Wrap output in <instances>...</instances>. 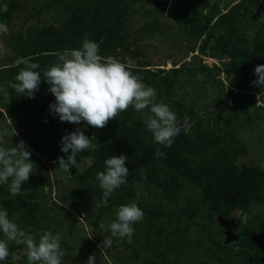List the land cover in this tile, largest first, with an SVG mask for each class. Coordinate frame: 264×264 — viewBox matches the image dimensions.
Wrapping results in <instances>:
<instances>
[{
    "label": "rangeland",
    "instance_id": "rangeland-1",
    "mask_svg": "<svg viewBox=\"0 0 264 264\" xmlns=\"http://www.w3.org/2000/svg\"><path fill=\"white\" fill-rule=\"evenodd\" d=\"M152 1L0 0L7 5L0 21L9 26L0 35V130L14 128L17 135L10 132L4 146L23 139L34 162L21 195L0 185V207L37 240L42 230L59 233L66 252L62 264H86L90 255L96 264H260L257 246L242 238L226 243L224 230L205 218L190 161L217 189L213 207L224 221L256 234L264 229V88L253 86V69L231 68L228 56L231 49L258 47L264 57V0H161L168 8L180 3L192 22ZM33 32L44 35L41 42L71 40L70 49L80 48L87 37L99 44L102 57L135 61L133 73L157 89L156 100L181 121L172 146L156 143L131 106L103 128L61 123L50 114L55 97L44 81L34 98L22 95L13 111L8 77L35 53L28 43ZM77 127L97 146L76 154L72 175L59 164L71 154L61 151L60 141ZM158 149L164 155L157 156ZM121 154L127 156L128 183L105 207L97 173L108 157ZM233 191L241 197L236 208ZM132 202L144 217L134 224L131 243L99 227ZM189 206L199 210L194 219L178 213ZM110 237L111 247L103 248ZM9 250L4 264H28L25 244L9 242Z\"/></svg>",
    "mask_w": 264,
    "mask_h": 264
},
{
    "label": "clouds",
    "instance_id": "clouds-1",
    "mask_svg": "<svg viewBox=\"0 0 264 264\" xmlns=\"http://www.w3.org/2000/svg\"><path fill=\"white\" fill-rule=\"evenodd\" d=\"M7 5L0 6V12H6ZM9 26L0 21V35L7 34ZM24 64L15 76L11 87L23 96L34 98L42 81L48 85V91L55 97L49 104L50 114L61 123L90 125L103 128L110 119L116 118L130 106L138 113L146 129L152 133L156 143L171 147L175 137L181 131V121L167 103L158 102L157 89L143 82V77L131 70L135 61L127 63L112 57L100 55L99 44L87 37L78 49H66L58 54V61L43 71L41 78L40 64L22 59ZM256 79L253 86L264 88V65L254 69ZM147 109V112L144 110ZM17 135L14 128L0 130V185H9L13 196L21 195L22 185L33 172L34 162L29 146L21 139L15 145L6 147L3 140L6 136ZM61 151L69 153L67 161L63 157L59 164L69 170L75 164V156L86 149L95 150L96 144L85 134L83 127L68 132L61 137ZM157 156L164 155L159 149ZM126 155L110 156L104 164L105 170L97 173L99 186L103 190L102 203L105 207L113 193L127 184L129 170L126 167ZM144 217L143 210L135 203L122 204L116 209V219L101 229L111 232V237L127 238L129 243L135 233L134 224ZM0 264L9 257V242L25 244L28 264H62L66 252L61 246L59 233L42 230L39 239L25 231L9 217L8 210L0 207ZM104 238L103 248L111 247L112 238ZM95 255H90L86 264H96Z\"/></svg>",
    "mask_w": 264,
    "mask_h": 264
},
{
    "label": "trees",
    "instance_id": "trees-1",
    "mask_svg": "<svg viewBox=\"0 0 264 264\" xmlns=\"http://www.w3.org/2000/svg\"><path fill=\"white\" fill-rule=\"evenodd\" d=\"M133 1L137 3H144L146 0ZM168 12L178 19L191 22L193 21L188 10L182 7L180 3L170 5V7L168 8ZM203 22H206L205 18ZM43 36L44 35H42V33L33 32V34L29 36L28 40L30 48L35 51L33 55H29L30 57H32L29 60L40 64L41 67L40 69H37V71H40L41 73L45 68H49L50 66H53L55 63H57L59 53L63 52L66 49H70V47L74 44V42L70 43L71 40L66 39H58L53 44H51L47 40L41 42ZM228 56L233 62V64H231V68H233L234 65L237 64L245 68L254 70L257 65H264V57L262 56L261 50L258 47L252 52L241 49H231L228 53ZM23 67L24 64H22L18 68L11 69L12 74L8 77L10 86L13 82H15V76ZM10 94L13 104L12 110L16 111V105L20 100H23L22 95L17 93L12 87H10ZM36 111L38 112V110ZM185 150L190 155V149L188 147H185ZM190 165L192 167L194 179L202 192V207L205 213V218L209 221H215L224 230L226 241L228 240L227 238L232 239L233 237H236L238 239H245L249 242V244H252L251 236L253 233L256 234L255 232L251 231L253 228L250 227V229L246 230L243 226L236 227L234 224H229L228 222L224 221L222 219L223 217L220 214H217L215 208L213 207L217 189L211 188L209 176L204 173L202 168L198 167L192 161H190ZM239 193V191H233L229 194L230 197H233V208H236L237 205L241 202ZM178 213L181 216L194 219L198 216L199 210L195 206H189L186 209H181ZM242 222L243 224L245 223V218L242 219ZM236 228L237 230H239L238 233L235 232ZM259 233H264V229L260 230ZM258 262L260 264H264V258L258 259Z\"/></svg>",
    "mask_w": 264,
    "mask_h": 264
},
{
    "label": "water",
    "instance_id": "water-1",
    "mask_svg": "<svg viewBox=\"0 0 264 264\" xmlns=\"http://www.w3.org/2000/svg\"><path fill=\"white\" fill-rule=\"evenodd\" d=\"M153 5L163 11L166 12L168 10L169 2L168 1H161V0H153L152 1ZM262 10L259 11V14H262ZM71 174L75 175V171L70 168ZM228 240L226 243H229L231 240L235 241L237 238L233 237L232 239L227 238ZM251 241L253 245H256L260 250L264 252V234L263 235H252L251 236Z\"/></svg>",
    "mask_w": 264,
    "mask_h": 264
},
{
    "label": "flooded vegetation",
    "instance_id": "flooded-vegetation-1",
    "mask_svg": "<svg viewBox=\"0 0 264 264\" xmlns=\"http://www.w3.org/2000/svg\"><path fill=\"white\" fill-rule=\"evenodd\" d=\"M239 230H237V228L235 229V232L238 233ZM264 233H258V234H254V235H263ZM256 246V245H255ZM258 248V247H257ZM259 249V248H258ZM259 251L262 253V256L264 258V252L262 250L259 249Z\"/></svg>",
    "mask_w": 264,
    "mask_h": 264
}]
</instances>
